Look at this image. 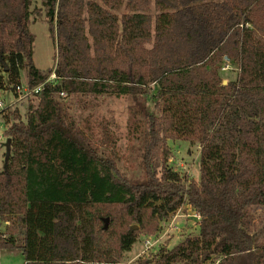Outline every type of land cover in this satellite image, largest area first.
<instances>
[{"label":"trees","instance_id":"trees-1","mask_svg":"<svg viewBox=\"0 0 264 264\" xmlns=\"http://www.w3.org/2000/svg\"><path fill=\"white\" fill-rule=\"evenodd\" d=\"M41 4L56 46L47 69L33 60V0H0V91L14 90L22 69L30 87L41 84L23 118L0 110L11 140L0 250L19 248L23 264H119L136 241L129 224L146 230L189 204L199 232L149 264H264V215H251L264 208V0ZM237 60L236 80L223 83L221 63ZM91 96L132 102L136 168L119 169L105 118H79ZM173 136L199 143L198 179L168 164Z\"/></svg>","mask_w":264,"mask_h":264},{"label":"rangeland","instance_id":"rangeland-1","mask_svg":"<svg viewBox=\"0 0 264 264\" xmlns=\"http://www.w3.org/2000/svg\"><path fill=\"white\" fill-rule=\"evenodd\" d=\"M42 0H33L32 8L34 14L31 17L30 30L35 35L33 60L35 65L40 69H47L54 65L56 54V46L50 35L49 24L41 4ZM123 10H120L122 12ZM149 14L154 18L156 11L152 4ZM55 31V24H53ZM239 69V61L222 62L220 66V74L223 81L226 83L229 80H236ZM52 74V73H51ZM50 74V75H51ZM22 80L27 79L26 69L19 72ZM55 80V76L51 79ZM18 97L14 92L9 90L0 91V100H3V107L17 108L22 115V118L27 111L29 103H36L34 98L26 96ZM90 105L84 111L77 109V114L80 117L96 119L105 118L109 123L108 130H113L118 136L115 151L118 156V167L121 170H131L137 167L136 150L131 148L132 142L127 136V120L129 108L132 102L127 98L114 97H90ZM154 106L153 99L149 97V107L152 110ZM156 114L158 113L155 111ZM94 131H98L97 124L92 126ZM4 118L0 114V171L4 167L5 157V135ZM168 164L182 175L189 178H199V156L200 145L196 140H189L184 137H169L166 141ZM251 215L255 218V223L258 218L264 215V208L258 207L251 211ZM109 224V216L104 217ZM105 221V220H104ZM201 215L191 205L183 204L176 212L169 215L166 219L158 220L156 223L148 222L142 230L138 224H129L131 230L137 232L136 241L128 251H123L118 256L119 264H142V261L148 260L145 264H149L152 256L163 247L170 248L179 239L186 234H197L199 232ZM7 224L0 220V230H4ZM24 257L19 248H4L0 250V264H23ZM218 257H213L205 264H217Z\"/></svg>","mask_w":264,"mask_h":264},{"label":"built area","instance_id":"built-area-1","mask_svg":"<svg viewBox=\"0 0 264 264\" xmlns=\"http://www.w3.org/2000/svg\"><path fill=\"white\" fill-rule=\"evenodd\" d=\"M53 77H54V75L52 73L45 81L51 82L52 81L51 79ZM13 87H14V90H9V91L14 92V94H16L18 97L22 98L21 96L26 97V96H31L34 93H37L41 88V84L34 86V87H30L28 84V80L27 79L22 80L18 74V75H16ZM2 105H3V100H0V110H3L4 108L7 107V106L3 107ZM5 223L7 224V222H5Z\"/></svg>","mask_w":264,"mask_h":264},{"label":"water","instance_id":"water-1","mask_svg":"<svg viewBox=\"0 0 264 264\" xmlns=\"http://www.w3.org/2000/svg\"><path fill=\"white\" fill-rule=\"evenodd\" d=\"M223 83H226V81H223ZM10 143H11L10 138H7L6 141H5V157H4L5 161L8 160V157H9V154H10V149H11ZM106 226H107V219H105V227Z\"/></svg>","mask_w":264,"mask_h":264}]
</instances>
